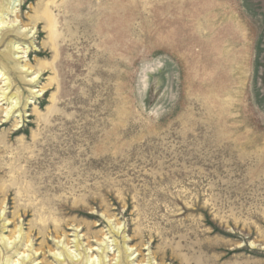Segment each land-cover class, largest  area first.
Wrapping results in <instances>:
<instances>
[{
    "label": "rangeland",
    "instance_id": "374dc122",
    "mask_svg": "<svg viewBox=\"0 0 264 264\" xmlns=\"http://www.w3.org/2000/svg\"><path fill=\"white\" fill-rule=\"evenodd\" d=\"M17 19L38 28L27 59L46 92L21 116L1 101L5 235L39 222L16 213L19 182L49 183L89 213L60 214L65 234L94 225L84 245L140 227L144 264L184 237L208 264H264V0H24ZM53 230L29 264L52 261Z\"/></svg>",
    "mask_w": 264,
    "mask_h": 264
},
{
    "label": "bare ground",
    "instance_id": "6f19581e",
    "mask_svg": "<svg viewBox=\"0 0 264 264\" xmlns=\"http://www.w3.org/2000/svg\"><path fill=\"white\" fill-rule=\"evenodd\" d=\"M23 3L24 0H0V46L5 44V47L0 51V80L4 83V85H0V105L1 101L7 103V107L3 112L8 118L16 113L21 116V109L25 110L27 108L30 98H38L43 95L44 91L46 92L44 88H36L43 69H33L27 59L30 51L36 49L34 41L38 35V28L36 24H33L30 28L27 24L19 25L17 18ZM12 16H14L13 19L10 18ZM50 32H52L51 29ZM16 78L27 85L29 96L26 98L16 84ZM19 184V197L22 198V201L27 200L28 203L25 202L24 205L20 203L19 206H16V213L21 212L20 216L18 215L19 217H28L32 214L39 222L33 224L29 232L24 231L23 224H17L14 231H11L9 235H5L4 230L8 227L10 220L6 218L4 205L7 206L8 194L13 189L0 191L5 196L4 202L0 206V264H29L35 261L40 248H35L34 242L41 237L40 235L45 238L46 233L52 226L54 228L53 233L59 241L49 246L50 251L53 253L52 261L45 264H144L145 257L142 255L141 250L144 234L142 228L138 227L134 232V236L127 240L124 235H121L122 232L120 233L119 230L117 231L115 227L110 225L109 232L101 235L103 237L98 238L95 242H98L97 246L99 248L95 247L96 244L90 240V237L87 239V244L84 245L80 232L84 228L90 231L94 225H85L81 230L80 226L74 225L73 228H69L74 229V233L65 234L60 214L61 211H78L87 215L89 213L79 209L77 205L70 209L66 204L68 200L66 197L60 199L56 195L52 197L41 195L42 189L57 192L60 186L52 188L51 184L46 183L43 187L32 188L27 185L22 187L21 182ZM89 216L95 217V214L91 213ZM106 216L111 217L109 210L106 211ZM116 225L120 227L121 222H117ZM130 230V228H124L123 231L129 232ZM62 233L65 236L64 241L66 243L64 241L61 243ZM108 234H111L109 239L113 237L112 244L109 240L106 241ZM69 236H73L74 239H69ZM138 240H140L139 243ZM156 241L157 238L151 236V243L154 244ZM132 243L135 244L131 245ZM198 244V242H190L189 239L184 237L177 245L166 243L156 251H152V258L160 260L161 264H166L167 260H170L172 264L176 262L179 264H208L209 261L196 252V248L206 247L198 246ZM111 247H115L118 256L116 258L114 252L112 258L107 261V257H110ZM134 247L135 251L129 252V248L132 250ZM135 252H138V256L131 260V256Z\"/></svg>",
    "mask_w": 264,
    "mask_h": 264
}]
</instances>
